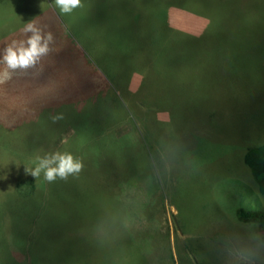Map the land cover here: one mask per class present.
Instances as JSON below:
<instances>
[{
	"label": "rangeland",
	"instance_id": "rangeland-1",
	"mask_svg": "<svg viewBox=\"0 0 264 264\" xmlns=\"http://www.w3.org/2000/svg\"><path fill=\"white\" fill-rule=\"evenodd\" d=\"M97 1L81 0V7L70 14H62L55 0H0V70L5 67L4 49L13 41L27 38L29 34L23 29L30 20L45 33L51 32L54 38L51 50L34 69L26 73L18 70L11 80L0 84V159L6 164L0 170L3 175L0 206L16 198L17 195L11 196L15 185L35 181L37 201L40 203L42 199L47 203L45 212L59 218V225L52 229L45 228L51 220L39 221L38 208L30 215L37 218L35 222L24 214L12 220L0 218V264H15V261L18 264H80L81 259L94 264L91 255L94 246L88 239L95 236L94 241L97 234L105 243L116 242L109 250L110 256L103 257L106 264H121L113 257L117 253L128 256L133 252L128 237L141 248L145 242V247L139 251L145 261L140 258L138 264H264V242L260 241L254 227L235 220L232 213L236 206L264 210V196L256 192L241 158L247 146L264 141V35L254 38V33L246 32L253 25L264 27L263 4L258 3L261 6L255 7V14L243 13L244 29L232 35L229 30L216 32L218 26L228 24L240 13L231 8V0L224 4L214 0H100V8L104 11L94 22L87 21L85 13H92L89 5ZM243 2L237 0V4ZM156 3L161 5L156 7ZM127 5L133 8L139 5L142 16L146 15L153 22L154 40L163 34V26L187 36L207 31L209 36L215 32L214 42L220 46L226 43L224 47L230 51L229 55L210 51L200 59H193L185 69L201 83H206L211 95V105L201 104V107L213 105L215 111L202 112L204 120L213 121L211 126L215 129L223 128L227 120L230 121L220 136L219 132L212 134V138L196 135L194 147L186 150L183 162L176 154L169 156L166 147L163 151L157 148L155 157L149 154L147 160H135L134 155L127 153L139 149L131 138L119 152L123 154L122 164L97 168L91 140L73 136L81 115V103L90 101L86 94L81 95V87L88 86L92 80L100 85V75H103L102 69L97 67L96 76H93L96 43L103 41L101 49L105 52L112 46V37L99 33H113L120 20H126ZM205 5L218 7L208 13ZM112 12L114 16L110 15ZM172 42L175 63L188 60L191 55L180 47L188 46L189 41ZM223 59L225 64L222 65ZM234 68L239 70L238 74L228 73ZM225 74L224 79L219 78ZM138 79V75L131 77L130 91L136 89ZM182 84L188 87L190 79L182 80ZM86 88L91 92L97 86L92 90ZM226 94L230 97L225 100ZM123 109L126 117L117 121L116 129L127 134L132 128H138L134 112H144L145 107L133 99L129 103L123 101ZM156 115L166 119L163 112ZM55 116H62V119L54 121ZM189 121L188 136L193 134L199 120ZM185 142L179 143V148L185 147ZM30 145L33 147L29 148ZM88 146L91 151L85 152L83 148ZM57 151L71 153L80 159L84 165L82 171L70 175L67 180L57 178L51 183L44 180L43 174L35 180L25 172V168L35 167L38 156ZM163 154L169 161L166 165L161 159ZM227 154V159L207 164L203 171L195 167ZM207 157L212 159L205 160ZM196 159L199 160L193 162ZM118 166L122 167L114 177L116 194L115 185L103 186L95 172ZM147 167L153 174L135 175L140 180L128 182L132 179L128 172L140 175ZM183 167L199 172L183 171L179 175L181 179L177 180L178 170ZM193 180L191 196L189 184ZM208 192L211 193L207 197L208 205L214 200L218 209L201 205ZM108 196L111 205L118 196L119 203L113 206L116 211L117 206L123 208L122 225L114 218ZM19 237L21 244L17 243ZM30 243L34 262L25 250ZM16 246L22 249L20 256Z\"/></svg>",
	"mask_w": 264,
	"mask_h": 264
},
{
	"label": "trees",
	"instance_id": "trees-1",
	"mask_svg": "<svg viewBox=\"0 0 264 264\" xmlns=\"http://www.w3.org/2000/svg\"><path fill=\"white\" fill-rule=\"evenodd\" d=\"M89 0H86V2ZM217 4H224L226 0H214ZM261 0H244L243 4H237V0H231V8L234 11L240 12L235 18L232 17L228 24L221 27H217L216 32L229 30L232 35L240 33L241 29H244L242 23V15L245 12H252L255 14V7L261 6L258 3H264ZM85 2V3H86ZM247 2L248 5H245ZM161 3H156L155 6H160ZM92 13L86 12L85 19L90 22H94L95 19L104 11L100 8V0L95 5H89ZM238 6V7H237ZM139 5L133 8L131 5H127L129 14L126 15V20L118 23V26L113 30V33L109 31L101 32L99 35H108L113 39L112 46L109 52H105L101 49L102 42L97 41L95 46V52L93 53L95 68L93 76H96L97 67L102 69L100 85L96 84L93 80L88 86H83V94L88 96L89 100L81 103V115L74 127V134L77 139L80 140H91L92 150L95 155V167L103 168L106 166H117L123 163V154H119L128 145L129 140L132 138L134 144H138L139 149L134 152H127L129 155H134V159H146L149 154L153 157L156 156L157 148L161 151L166 147V152L172 157L176 154L180 158V162H183L185 152L190 151L195 144V136H207L212 138V134L218 133V136L224 130L226 124L229 123V119L224 124L223 128H212L213 121L204 120V111L210 110L215 111L213 107H201V104L211 105V95L207 91L206 83L202 82L195 76L186 72V67L189 62L193 59H200L210 51L216 53H224L229 55L230 51L224 46L217 45L214 42V33L212 32L208 36L207 33H198V35L191 34L190 36L179 34L169 26H163V34L157 40H154L152 31L154 29L153 22L149 20L146 15L142 16ZM207 12L210 13L217 7L206 6ZM147 13V12H146ZM115 13H110L114 16ZM208 19L209 15L205 16ZM106 21V20H105ZM227 29H224V28ZM250 31L254 33V38L262 37L264 35V27L262 25H253L246 29V32ZM103 33V34H102ZM231 37V36H230ZM172 41H189V45H182L180 48L186 50L191 55L185 62H176L173 59L174 50L171 47ZM166 44L168 47L163 48ZM217 46V48H216ZM218 51V52H217ZM221 64H225V59L221 61ZM220 62L218 65H221ZM1 65V63H0ZM4 69V68H3ZM234 68L228 72L231 74H238L239 70ZM184 71L186 74H180ZM133 75H138V83L134 91L128 89V84ZM226 74L222 77L224 79ZM106 77V79H105ZM190 79V84L187 86L182 84V80ZM215 80V79H214ZM213 80V81H214ZM110 87H108V86ZM97 88L94 91H89L94 87ZM112 89V92H111ZM86 96V97H87ZM230 96L226 94L225 100ZM85 98V97H84ZM82 98L81 101L84 99ZM136 99L138 104L144 105L145 111H135L136 124L138 128H132V132L122 134L117 131V121H122L126 117V113L123 109V101L129 103ZM87 103V106L85 107ZM92 103V106H90ZM157 112H163L166 114V119H160L157 117ZM194 116L197 117L194 118ZM190 119L197 120L196 127L193 134L188 136L186 134L187 129L190 127ZM220 130V131H219ZM183 140H186L185 147L179 148ZM28 146V142L26 143ZM33 146H29L32 148ZM144 147L147 149L145 150ZM186 148V149H185ZM85 152L91 151V148H83ZM217 152V151H213ZM8 155V154H7ZM229 154L224 155L220 158H214V160L204 162L198 166H195L198 170L203 171L207 164H213L218 160L227 159ZM242 162L247 167L254 188L256 192L264 196V141L247 146L241 154ZM7 159L9 157L7 156ZM161 159L164 164L168 163L166 155H162ZM212 158H205L210 160ZM5 160V159H4ZM199 159L194 160L196 162ZM8 160H5L7 162ZM148 162V161H147ZM6 164L0 159V170ZM118 166L114 169L107 170L105 172H95L96 176L101 180L103 186L115 185L114 177L118 172ZM149 167V166H148ZM147 170L142 174L136 172H128L131 175V180L128 179L129 183L139 181L140 178L136 176H144L153 174ZM28 169V168H26ZM195 170V169H194ZM192 169L179 168L177 180H180V173L188 171L193 173ZM196 172H199L195 170ZM43 174V173H41ZM121 175H124V170L121 171ZM3 175L0 174V179ZM195 180L189 185V192L192 196L194 189ZM37 183L30 182V184L15 185L11 190V196L17 195L12 201H8L0 206V218L5 220L15 219L19 214H24L31 218L32 222L39 218L41 222L47 223L45 228L52 229L59 225V218H54L45 212L46 204L39 203L38 196L34 194V190L37 188ZM26 188L25 190L21 188ZM115 193L118 194L116 185ZM144 189L146 188L143 185ZM39 189V188H38ZM41 191V190H40ZM106 192L113 197V193L107 189ZM210 197L211 193L205 195L201 205H207L210 209H218L217 204L214 200H211V204L208 205L207 197ZM110 196L107 197L108 203L111 205L112 200ZM51 195L48 196V199ZM118 196L113 200V205L118 204ZM111 205L110 208L114 215L117 223H121L123 216V208ZM207 206L205 208L207 209ZM39 209L37 218L31 217L34 214V209ZM235 220L244 223L250 227H254L257 231L260 241L264 242V210L261 209H246L241 206H236L232 210ZM33 218V219H32ZM100 231V229H99ZM32 233V232H30ZM45 231L42 233L44 235ZM93 237V236H92ZM90 236L89 243L94 246V252L91 254L93 257L94 264H106L104 262V255H109V250L116 244H108L100 240L97 234L96 239ZM128 242L131 245L133 252L126 256V254L117 253L113 259L116 262L124 264H138L137 260H140L139 251L145 247L143 241V247L135 245L132 240L128 237ZM22 238L17 239V243L21 244ZM31 243L28 247H25L27 256L34 262V254L32 253ZM18 249V256L20 253L23 254L22 249L16 246ZM8 254V252H4ZM133 255L135 257H133ZM9 258V257H8ZM7 260V258H3ZM141 261H145L141 258ZM18 264V261H15ZM80 264H88L85 259L80 260Z\"/></svg>",
	"mask_w": 264,
	"mask_h": 264
},
{
	"label": "clouds",
	"instance_id": "clouds-1",
	"mask_svg": "<svg viewBox=\"0 0 264 264\" xmlns=\"http://www.w3.org/2000/svg\"><path fill=\"white\" fill-rule=\"evenodd\" d=\"M56 6L62 14H70L75 8L81 7V0H55ZM27 38L21 41H13L4 49L2 56L3 70H0V84L11 80L19 70L27 72L34 69L42 57L46 56L53 42L51 32L45 33L34 21L26 23L24 29ZM62 119V116H55L53 120ZM84 165L68 152H53L37 157L35 167L31 170L25 168V172L36 178L43 173L45 181L51 183L57 178L67 180L70 175H78Z\"/></svg>",
	"mask_w": 264,
	"mask_h": 264
}]
</instances>
